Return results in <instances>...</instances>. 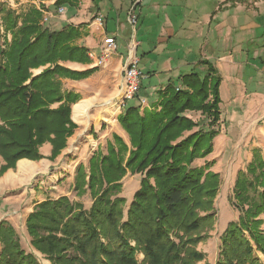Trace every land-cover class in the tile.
<instances>
[{"label": "trees", "instance_id": "16d2710c", "mask_svg": "<svg viewBox=\"0 0 264 264\" xmlns=\"http://www.w3.org/2000/svg\"><path fill=\"white\" fill-rule=\"evenodd\" d=\"M49 23L50 18L42 22L34 4L20 10L0 5V155L5 161L0 174L21 159H42L46 143L52 145V160L61 154L77 127L72 104L79 99L63 80H81L96 69L63 65L90 63L89 49L76 44L80 27L54 29ZM201 64L205 73L179 76L158 92L150 108L142 107L138 96L126 104L118 121L131 147L116 135L107 154L95 153L87 166L76 169L74 190L79 196L90 192L89 208L67 195L36 204L26 219L27 232L33 248L52 264H209L199 245L216 221L222 179L213 162L195 161L214 151L221 131L222 78L210 62ZM128 171L142 178L125 214L127 199L121 193ZM232 204L240 214L221 235L217 264H264V152L255 150L246 169L238 171ZM0 243V264H40L6 220L0 222Z\"/></svg>", "mask_w": 264, "mask_h": 264}, {"label": "crops", "instance_id": "0c3cea01", "mask_svg": "<svg viewBox=\"0 0 264 264\" xmlns=\"http://www.w3.org/2000/svg\"><path fill=\"white\" fill-rule=\"evenodd\" d=\"M14 2L20 9L31 4L43 7L50 14L54 29L71 24L82 31L76 44L89 49L91 62L67 61L64 65L78 71L96 69L84 79L63 80L64 88L79 96L72 104V119L78 124L75 137L92 129L106 141L114 133L126 136L118 115L124 108L122 71L132 36L127 14L135 4L139 21L138 66L144 74L139 96L146 98L145 107L150 108L158 100V92L177 82L179 76L192 70L205 73L206 66L201 61L206 60L222 78L221 106L237 108L239 122L263 119L259 135L264 152V0H78L76 5H62V12L58 11L56 0ZM107 36H113L118 47L104 66L97 67L96 59ZM112 75L116 76L115 84L109 78ZM94 78H102L103 83H91ZM149 92L155 96L151 101L146 95ZM51 148V144H45L41 153H50ZM4 162L1 157L0 166ZM19 162L20 170L24 162L23 167L30 173L42 171L34 161ZM9 171L7 179L14 173L13 169Z\"/></svg>", "mask_w": 264, "mask_h": 264}, {"label": "rangeland", "instance_id": "374dc122", "mask_svg": "<svg viewBox=\"0 0 264 264\" xmlns=\"http://www.w3.org/2000/svg\"><path fill=\"white\" fill-rule=\"evenodd\" d=\"M14 1L15 0H0V5L7 4L11 8L20 10L18 6H15ZM40 10L42 11V22H44L43 18L48 11L44 10L43 7H40ZM50 24L51 23L48 25L52 27ZM8 38L11 40L10 34H8ZM62 64L64 65V63ZM43 69L44 67L34 69L33 73L38 74ZM115 77L116 76L114 75L109 77L113 84L116 83ZM91 83L101 84L103 83L102 78H94L91 80ZM145 85H148V80L145 81ZM146 95L149 101L153 100L155 97L154 94H150V92ZM225 102L227 103L228 101ZM112 106L113 104L110 105V107ZM100 108L105 110L102 106ZM221 110L223 122L221 123L220 134L214 140L213 153L204 159H198L195 161L196 165H203L206 160L213 162L214 166L212 169L222 175V184L218 191L217 198L215 199V207L217 211L216 221L210 231V237L199 245V249L206 254V259L209 264H217L221 248V235L228 223L237 219L240 214L232 204L234 188V184L232 183L233 179L237 176L239 170L246 169L248 163L253 158L255 150L263 152L262 139L261 135H259L263 119H260L257 122L255 120L244 122V119H242V121L239 122L237 108H231L224 104L221 106ZM192 115L196 119L200 116L195 113ZM92 130H89L84 136L79 138L74 136V131V134L69 137L67 141V147L63 149L61 154L54 160L50 158L52 148L50 153H41L44 156L42 159L37 161L31 160L39 165L43 163L40 165L42 171L35 174H31L28 171L23 173L18 169L17 163L16 168H11L14 170L13 176L10 178L11 180L7 179L5 176L10 169L4 174H0V222L6 220L16 228L23 248L28 252L33 253L40 264L52 263L45 257V255L33 248L31 245V237L27 232L26 219L33 211L36 204L49 198L54 199L67 195L71 197L72 200L79 201L84 204L86 208H89L92 204L90 192L88 191L84 195L79 196L74 190L77 167L81 164L87 166L90 158L95 153L102 152L103 154H107L108 144L115 142L114 137L116 135L120 136L124 142L131 147L130 138L127 132L125 138L114 133L112 138L106 141L105 139L100 138V136L95 134ZM102 142L104 144H102ZM42 151L44 152V149H42ZM1 157L2 156L0 155V160ZM127 157L128 155L126 158ZM44 161L47 163H44ZM14 176H16V178ZM141 178L142 175L140 173H132L128 171L122 179L123 189L121 195L125 196L127 199L125 214L134 193L140 187ZM260 258L264 261L263 255H260Z\"/></svg>", "mask_w": 264, "mask_h": 264}, {"label": "built area", "instance_id": "2783aa9c", "mask_svg": "<svg viewBox=\"0 0 264 264\" xmlns=\"http://www.w3.org/2000/svg\"><path fill=\"white\" fill-rule=\"evenodd\" d=\"M58 11L62 12L63 8H58ZM49 18L50 14L46 13V16H44L43 21H47ZM99 19L102 20V16H100ZM127 19L132 29V36L128 44L127 60L123 66L122 71V105L125 107L126 101L132 100L138 96L140 104L142 105V107H145L147 105L146 98L143 96H139L141 80L144 77V74L138 66L139 57L137 56V48L139 46V42L136 39V33L139 21L135 4H133L132 7L129 9ZM117 47L118 46L115 38L113 36H107L105 38L102 49L99 55L97 56L96 66H104L109 61L112 54L116 52Z\"/></svg>", "mask_w": 264, "mask_h": 264}, {"label": "bare ground", "instance_id": "6f19581e", "mask_svg": "<svg viewBox=\"0 0 264 264\" xmlns=\"http://www.w3.org/2000/svg\"><path fill=\"white\" fill-rule=\"evenodd\" d=\"M80 105H81V104H80ZM80 105H78L76 108H77V109L80 108ZM26 160H27V159H26ZM24 162H26V161H24ZM24 162H22L21 165H20V167H21V170H20V171L23 172V173L29 171L28 168H26V167L24 168V167H23L24 164H25ZM19 163H20V162H19ZM30 163H31V162H30ZM44 163H45V161H44ZM46 163H47V162H46ZM49 163H50V162H49ZM41 164H43V163H41ZM41 164H40V165H41ZM27 165H31V166H32V164H27ZM35 165H36V164H35ZM31 166H30L29 168H32ZM43 170H44V169H43ZM11 171H12V170H11ZM32 171H33V170H32ZM33 173H34V172H33ZM7 174H8V173H7ZM15 174H16V173H15ZM19 174H21V173H19ZM31 174H32V173H31ZM11 176H12V175H11ZM14 177L16 178V176H14ZM27 177H28V176H27ZM10 180H11V179H10Z\"/></svg>", "mask_w": 264, "mask_h": 264}]
</instances>
